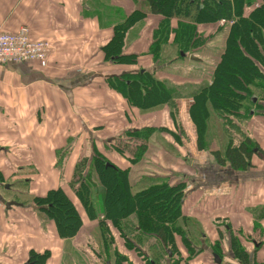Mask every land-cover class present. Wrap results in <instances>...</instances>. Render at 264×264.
<instances>
[{
	"label": "crops",
	"instance_id": "1",
	"mask_svg": "<svg viewBox=\"0 0 264 264\" xmlns=\"http://www.w3.org/2000/svg\"><path fill=\"white\" fill-rule=\"evenodd\" d=\"M139 2L0 0V32H11L26 26L31 39L45 40L52 46L44 65L0 64L1 176H13L11 183H20V178L26 176L25 167L31 170L38 167L37 181L42 182L39 179L47 177L50 183L55 184L53 188L63 190V184L69 183L71 194L65 192L73 202L76 197L70 185L74 183L72 171L75 159L81 157L80 160L86 163L87 173L90 172L89 153L95 147L98 152L106 150L113 164L126 167L125 162L130 158L128 153L106 148L111 142H116L121 132L136 127L145 131V138L139 146L145 154L140 163L129 166L131 193L144 190L158 179L170 186H187L181 201V214L197 222L200 232L198 244L203 248L202 252L216 251L221 254V260L214 262L207 260L208 255L199 258L195 254L193 264H239L229 253L228 236L224 231L226 225L230 226L239 242L241 236L250 238V242L259 240L262 247L256 252L255 263L264 264V98L258 101L253 96L251 99L252 105L256 102L262 111L256 113L258 116L254 117L253 123H247L245 135L248 139L255 137L258 149H254L251 167L246 171L233 170L228 163L215 164L212 156L197 149V134L190 113H173L163 108L138 113L110 84L118 82H107V76L131 70V67L106 63L102 48L112 37L113 27L136 10ZM251 9L245 7L243 15H248ZM162 21L163 17L147 13L142 21L144 28L140 38L130 37L132 29L126 34L123 54L146 53ZM175 22L172 20L171 26L175 27ZM217 24L220 25L219 22ZM199 29L200 32L205 31V35L211 34L207 29ZM225 39L222 41L217 36L203 49L182 57L189 72H193L188 75H192L195 82L201 80L197 71L210 63L209 57L212 61L216 60L214 54L221 49L220 44L225 43ZM190 55L198 60H190ZM217 62L213 64L212 72ZM144 64L146 68L154 69L151 62ZM155 129L156 132L153 131ZM226 135L228 143L236 144L232 141L236 142L239 136L227 131ZM163 139V144L157 142ZM74 152L77 153L75 156ZM145 164L150 166L151 171L155 168L157 172H146V176L139 177V171H143ZM194 169L200 179L192 176ZM143 180L145 183H142ZM89 182L94 189L100 190L94 180ZM5 188L8 190V185ZM98 195L101 196V193L93 197L94 202ZM77 200L73 203L80 214L82 226L75 237L68 239L58 238L55 227L49 221L36 214H27L28 209L19 202L9 201L19 205L0 208V264H26L31 253L45 252L49 255L45 264H68V258H71L72 264H88L82 258L86 257L85 248H92L96 242L91 238L90 230H94L97 224L82 205L84 215L79 211L76 202H80ZM219 230L222 232L221 239ZM176 245L179 259L189 256L180 239ZM241 246L249 256L253 254L251 243ZM75 252L80 253L79 258H74ZM95 256L97 260L110 264L99 253ZM181 260L178 262L183 264ZM88 261L90 264V258Z\"/></svg>",
	"mask_w": 264,
	"mask_h": 264
},
{
	"label": "trees",
	"instance_id": "2",
	"mask_svg": "<svg viewBox=\"0 0 264 264\" xmlns=\"http://www.w3.org/2000/svg\"><path fill=\"white\" fill-rule=\"evenodd\" d=\"M145 7L144 10H134L129 14L123 22L113 27L112 37L108 43L102 48L103 60L112 66H129L131 70L119 71L117 74L107 76V82H118L111 86L118 91L127 101L129 105L140 110H150L153 107L164 104V94L167 95L166 88L160 85L165 82L166 77H163L162 72L164 66L157 64L161 57L162 47L164 45L174 46L178 49L177 58L182 59L181 54L195 53L198 49H203L206 44L215 39L221 34L217 30V23L224 20L234 22L228 32L218 62L216 63L213 72V82L202 89V92L193 96V100L198 103L195 110V115L199 118L202 115V120L206 119L207 112L206 104L209 103L214 109L230 110V99L233 98V88L242 89V84L245 82L250 84L253 81H264L263 74H259L258 69L264 67V0H140ZM257 2L256 7L254 4ZM138 7V6H137ZM252 7L248 15H243L244 8ZM159 15L163 17V21L155 30L153 41L149 45L146 53L142 55L123 54V48L126 43V34L134 29L135 26L142 24L146 15ZM176 20L175 27L171 26V21ZM199 27L207 29L211 32L210 35H205L200 32ZM137 58H141L144 62L149 61L154 66L153 70L135 74L134 66L137 64ZM256 63L259 65L257 66ZM232 64L235 74H228L225 65L230 67ZM127 82V83H126ZM128 82H138L134 85ZM135 90L130 92L122 89ZM246 85V84H245ZM128 86V88H127ZM264 86V85H263ZM137 96L140 100H137ZM253 97V96H252ZM251 97V99H252ZM237 98V97H235ZM167 99V98H166ZM250 99V104L251 103ZM166 101V100H165ZM204 111V112H203ZM250 115V113H249ZM193 124L196 125V120L191 115ZM195 120V121H194ZM201 128H204L201 125ZM132 128L123 132L121 137L117 139V144L120 149L116 148L117 152H128L127 147H131L130 158L127 161L126 167L110 164L105 160L104 154L100 155L97 164H92L91 172L95 175L99 182L100 190L94 189L93 184L88 183L84 187V193L78 187L72 186L71 191L77 197L86 212L90 215V219L97 224L100 232V237L104 236L106 241L105 247L110 245L112 254L116 256L115 263L125 264L127 260L117 254L115 249V239L113 231L115 230L120 238H123L121 221L136 220L137 229L142 234H150L160 244L162 248L168 249L166 264H178L179 254L174 262L173 247H177V236L180 237L181 244L188 251L189 257L192 254L189 237H186V223L188 227L195 226L190 223V219L181 214V199H183V184H176L170 187L168 184L152 185L139 191L135 194L131 193V184L129 180L130 165L133 167L138 163L140 143L145 138V131H131ZM200 135V133H199ZM201 136V135H200ZM198 147L200 140H197ZM254 146L249 139H245L238 145L227 142L226 148L222 154L217 153L212 156L219 165L226 163L236 171H245L251 167L250 160L255 155ZM134 149L139 152H133ZM115 151V150H114ZM115 154V152H114ZM1 176V174H0ZM3 180L0 179V185ZM71 185H75L72 183ZM90 186L92 188L90 189ZM101 193L100 212L94 202V196ZM39 202L36 206L38 212H41L47 217L55 230L56 236L60 239H68L76 236L82 221L79 212L74 203L68 197L67 193L62 188H52L46 190L43 195L39 196ZM41 201V202H40ZM88 204L89 209L85 206ZM107 223H102L101 220ZM228 236L229 253L237 260L239 264H254L257 250L261 249L262 245H255L252 255H248L243 246H240L238 237L234 236L230 226L226 225L224 229ZM222 237V232L219 230V239ZM96 243H98L96 241ZM103 243V239H102ZM104 246V245H103ZM172 246V247H169ZM217 247L219 245L216 244ZM105 257L110 254L108 248H105ZM212 257L216 260H221L219 252L211 251ZM109 256V255H108ZM141 258L143 254L140 255ZM49 255L47 252L42 254L31 253L29 264H45ZM110 258V257H108ZM162 258L145 259L141 264H160ZM155 261H157L155 263Z\"/></svg>",
	"mask_w": 264,
	"mask_h": 264
},
{
	"label": "rangeland",
	"instance_id": "3",
	"mask_svg": "<svg viewBox=\"0 0 264 264\" xmlns=\"http://www.w3.org/2000/svg\"><path fill=\"white\" fill-rule=\"evenodd\" d=\"M137 9L141 10V11L146 10L144 5L142 4V2H139ZM147 25H149V24H147ZM143 26L144 25L142 24V25L137 26L135 29H132V31L129 33L130 37L133 39L140 38L141 30L144 28ZM232 26H234V22L222 24V26L219 25L217 27V30L221 31V34L217 35L220 38V40H222V41L224 40V38L227 35L228 30ZM35 41H41V40H35ZM220 45H221V49H217V52H216L217 54L216 53L214 54L217 57L216 60H218L219 53H221L222 50L224 49V43L222 42ZM177 55H178V49L177 48H175L174 46H170V45H164L162 47L161 57L158 60L157 64H155V66H158V64L163 65L165 68V69H163V71H165V72H162V73H163V75H166V79H165V82L160 83V85H163L167 91V95L164 94V104L153 107L150 110H140L137 108H134V109H136L138 113H145L147 111H152V110H156V109H160V108L166 109V110L171 111L173 113L177 112V113L182 114L183 111L190 113V115H192L193 119L196 120V125L195 124L194 125H195V129H196L197 140H200V145H201L200 146L201 148L197 147V149L200 151H205L210 156H212L213 154H217V153L222 154L223 150L226 148L227 142H228V140L226 139V138H228V135H226V131L228 132V134L232 135L234 133L235 136H239V138L237 139L236 142L232 141L233 143H236V144H234L235 146L238 145L239 143H241L242 141H244L245 139H248L249 137L245 135V132H247V123L248 124H249V122L253 123L254 117L258 116L256 113H259L260 111H262V110H260L261 108L259 107V105L256 102H255L254 106L252 104H250L249 102H250V99L252 96H255L258 101L260 100L261 97L264 98V86H263L264 81H257L256 80V81L250 82V84H248V85H247V83L244 82L242 84V89H239V88L237 89V86H235L233 88V94H232L233 98L230 99L231 104H230V110L229 111L225 110V109L224 110L214 109L213 107H211V105L209 103H207L206 104V110H205L207 112V117H206V119L202 120L203 113L201 114V116L199 118H197L195 115V110L198 106V103H196L193 100V96L196 95L197 93L202 92V89H204V87H207L213 83V82H208V81L212 80V67H213V64L215 63L216 60L212 61L211 58L209 57L210 63L205 68L199 69L197 71V74H200V76H201L200 77L201 80H198V82H195L196 81V80H194L195 78L192 75H188L189 73L192 74L193 72L192 71L189 72V70L187 69L186 61L180 60L179 58H177ZM230 65H231L230 67L229 66L227 67L225 65V68L227 69V73L228 74H235L236 71H234L235 69L233 68V65L232 64H230ZM256 65L259 66L257 63H256ZM150 68H152V67H150ZM145 71H149V70H148V68L145 67L144 61L141 58H137V64H136V66H134L133 72L135 74L136 73L140 74V73L145 72ZM258 71H259V74L260 73H261V75L263 74V77H264V67H262V69H260V70L258 69ZM194 73H195V71H194ZM130 83L132 85L134 83V85H135L138 82H128V84H130ZM127 88H128V86H127ZM122 89L125 91H128V92L131 91L130 94L135 90V88L134 89L132 88L131 90H129V88L125 89V87L123 85H122ZM235 97H237V98H235ZM138 99L140 100L139 96H137V100ZM251 103H252V101H251ZM251 112H253V115H249V113H251ZM252 116H253V118H251ZM201 125H203L204 128H201ZM129 128H132L131 131H134V132L138 131V128H136V127L135 128L129 127ZM178 128H179V126H178ZM153 131L156 132V129ZM175 131H176V129H175ZM123 132L120 133L119 137H121ZM174 133L177 134V131ZM178 133H179V131H178ZM199 133L201 136L199 135ZM150 134H152V132H150ZM153 134H155V133L153 132ZM254 138L255 137L251 136V138L249 140L252 142V145L254 146L253 149H258V142ZM160 139H162V138H160ZM153 141H155V140H153ZM137 142L140 143V141H137ZM157 142H161L163 144L165 142V140L164 139L163 140H157ZM157 142L155 141L156 146H157ZM116 148L120 149V146H118V144H117V139H116V142L115 141L111 142L109 145V148H106V149L116 150ZM127 148H128L127 153L128 154L131 153V150H130L131 147H127ZM133 152H139V150L134 149ZM103 153H105L104 154L105 160L107 159L108 163L113 164V159L111 158L110 155L107 154L106 150H103V151L101 150L98 152L96 150V148L94 147L93 150L89 153V157L91 158V167H92V164L98 163V159L101 158L100 155H102ZM258 153H257V155L259 157H263L262 154H258ZM76 154H77L76 152L73 153L74 156ZM144 154H145L144 150H142L141 153H139L140 157H138V160H137L138 162L143 158ZM186 155L189 156L188 153H186ZM80 158L81 157H77L74 161L72 175L73 176L75 175L74 179H73V182L75 183L74 186L78 187L80 190H82L84 192L83 185L81 184L82 181H85L84 187H87V184L90 183L89 180L90 181L94 180L95 183L98 185H99V182H98L97 178L95 177V175L92 174L91 171L87 173L86 163L83 160H80ZM212 158L216 164L217 162L213 156H212ZM60 160H62V158ZM127 161H128V159L126 160L125 164L127 163ZM201 161L202 162L204 161L202 157H201ZM218 167H221V166H218ZM248 169H250V168H248ZM248 169H246V170H248ZM25 170L27 171L26 176H22V178H20L21 179L20 183H15V182L11 183L10 180H12L13 176L4 177V178H3V176H0V179L3 180V182H2L3 184L0 185V208H4V205L6 203H8L9 201L19 202V203H21V205L23 207H26L28 209L27 214H36L39 217L40 216L44 217L47 220V217L44 214H42L41 212H38V208L40 206H36V205L39 202H35V201H39L38 200L39 196L43 195L46 190H48V191L51 190L53 188L52 185H55V184L50 183V180L47 177L40 178L39 180H42V182L41 181L38 182L37 177H36V175H37L36 172H38V167H32V170L30 167H25ZM146 172L155 173V172H157V170L154 168L151 171L150 166L148 164H145L143 167V171L142 172L139 171V173H140L139 177L140 176L141 177L146 176ZM216 172L219 173L220 171L217 170ZM197 173L198 172H196V170L194 169V171L192 172V176L194 178H199ZM87 174H89L91 177H89ZM196 181L197 180H195V182ZM142 183H145V181L143 180ZM153 183H151V184L152 185H161L164 182L162 181V179H158ZM165 183H166V185L167 184L169 185L168 182H165ZM68 184L64 183L63 188L65 189L64 191L71 194L70 189L68 187ZM174 184H176V183H174ZM7 185H8V190L5 188V186H7ZM70 186H73V185H70ZM200 186H201V184H200ZM202 186L204 187V185H202ZM170 187H173V186H170ZM186 187L187 186H185L184 190H183L184 196H185V193L187 191ZM141 189H143V188H139V190H141ZM84 193H86V192H84ZM184 196H183V198H184ZM77 199H81L80 194H77V197L73 198V202H75ZM181 201H182V199H181ZM95 203L97 204V209L100 212V204H101V196L100 195H98L95 198ZM80 205H81V203L76 202L77 208L84 215V211L81 209ZM85 206L89 209L88 204L86 202H85ZM101 222L105 223V224L107 223L103 219L101 220ZM190 223L194 224L195 226L192 228H189L188 227L189 222H188V223H186L187 229L184 228V231L187 232L186 237L191 236V238H189L188 240H189V243L191 245V249L193 252L192 254H196L197 256L199 255L198 256L199 258L202 257L203 255H208L209 257L207 260L210 262H214L215 259L212 257V252L211 253L205 252V254H204V252H202L203 248H201L198 244V243H200L199 242L200 241V239H199L200 232L198 229L197 222L192 220V221H190ZM120 224H122L121 226H122L123 238H120V236L118 235V233L115 230L113 231V234H114V239H115V249L118 252L117 254H121L120 256H123V258L125 260H127V262L125 264H141L142 260H145V259L154 260V259H158V258H162L161 260H159L160 264H165V261L167 260L166 254H167V252H170V251L168 249L162 248L160 246L159 242L154 237H151L150 234H146V233L142 234L137 229L136 220H131V219L127 220V221L124 220V221H121ZM257 228L258 227H255V229H257ZM259 228L262 232V228L260 225H259ZM90 235H91V238L96 240L98 243L95 242L92 245L93 250L91 247L85 248V249H87V253H86V257L82 258V260L89 264L88 258H90V264H105V262H102V261H99L96 259L95 253H98V251H99L105 256V250L104 249L108 248V249H110L109 250L110 254H108L109 256L107 255L106 260L109 261L110 264H117V262L115 263L116 256L112 254V248H110V245L108 244V247H105L106 241H109V240L104 239V236L100 237L99 229L97 227H95L94 230L93 229L90 230ZM73 237H75V236H73ZM194 238H195V240H193ZM102 239H103V243H102ZM177 239H180V237L177 236ZM240 239H241V241H240L241 243L239 242L240 246H241V244H250L251 243V245H253L255 248V245L259 244V240H257V239L253 240L252 242H250V238L245 237V236H241ZM169 247H172V246H169ZM221 249L222 248H220V251H221ZM172 253L175 256V258L173 259L175 262L177 259L176 257L179 254L177 247L176 248L173 247ZM141 254H143L142 258L140 256ZM75 255L76 256L74 258H79L80 253L75 252ZM219 256H221V254H219ZM108 257H110V258H108ZM195 257L196 256L193 255L192 257L188 256V257H185L182 260L181 259L180 260L183 262V264H193L194 261H192V260ZM201 259H203V258H201ZM156 262L157 261H155V263ZM253 263L256 264L255 261ZM26 264H29V263L27 262ZM68 264H72L71 258H68ZM178 264H180V263H178ZM197 264H199V263H197Z\"/></svg>",
	"mask_w": 264,
	"mask_h": 264
},
{
	"label": "built area",
	"instance_id": "4",
	"mask_svg": "<svg viewBox=\"0 0 264 264\" xmlns=\"http://www.w3.org/2000/svg\"><path fill=\"white\" fill-rule=\"evenodd\" d=\"M225 23L224 20L221 21ZM46 41H35L28 27H19L13 32H0V64L31 63L44 64L50 52Z\"/></svg>",
	"mask_w": 264,
	"mask_h": 264
},
{
	"label": "water",
	"instance_id": "5",
	"mask_svg": "<svg viewBox=\"0 0 264 264\" xmlns=\"http://www.w3.org/2000/svg\"><path fill=\"white\" fill-rule=\"evenodd\" d=\"M181 56H183V54H181ZM189 59H190V60H193V61H197V60H198V58H196V57L193 56V55H190V56H189ZM11 205H19V204H16L15 202H8V203L5 204V206H6L7 208H9Z\"/></svg>",
	"mask_w": 264,
	"mask_h": 264
},
{
	"label": "flooded vegetation",
	"instance_id": "6",
	"mask_svg": "<svg viewBox=\"0 0 264 264\" xmlns=\"http://www.w3.org/2000/svg\"><path fill=\"white\" fill-rule=\"evenodd\" d=\"M150 264H153L152 262H150Z\"/></svg>",
	"mask_w": 264,
	"mask_h": 264
}]
</instances>
